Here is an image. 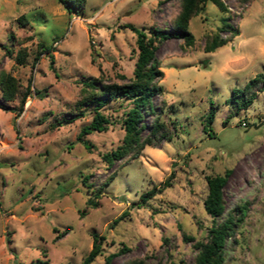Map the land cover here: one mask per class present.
Returning a JSON list of instances; mask_svg holds the SVG:
<instances>
[{
  "label": "rangeland",
  "instance_id": "rangeland-1",
  "mask_svg": "<svg viewBox=\"0 0 264 264\" xmlns=\"http://www.w3.org/2000/svg\"><path fill=\"white\" fill-rule=\"evenodd\" d=\"M223 1L227 12L207 1L190 18L193 45L182 48L176 37L158 44L163 76L157 81L164 102L155 95L153 105L156 110L163 105L168 138L146 145L138 157L109 163L102 153L121 142V116L130 103L117 98L101 108L111 122L86 134L88 147L76 138L93 114L87 106L84 115H76L82 81L89 76L127 81L137 53L129 25L148 34L153 25L169 28L179 0H86L83 16L69 13L57 0H0V70L15 75L22 87L31 83L19 114L0 107V264L37 258L80 264L93 231L104 239L90 264H106L110 252L115 254L108 264L139 256L148 264H192L193 239L183 233L205 237L212 222L203 207L205 176L226 167L225 210L244 202L245 216L237 242H227L224 264H264V86H252L255 97L245 108L227 99L234 87L264 72V0ZM21 14L27 23L18 22ZM223 15L239 33L204 50L206 35L222 24ZM38 42L52 45V66L48 52L34 59ZM20 47L28 53L23 64L14 58ZM169 96L177 99L169 103ZM211 102L215 115L205 131ZM9 103L18 105L17 99ZM171 169V185L142 201L140 194ZM111 173L115 176L103 185L99 204L87 205L83 176L90 174L98 186ZM58 232L63 234L56 238Z\"/></svg>",
  "mask_w": 264,
  "mask_h": 264
},
{
  "label": "trees",
  "instance_id": "trees-1",
  "mask_svg": "<svg viewBox=\"0 0 264 264\" xmlns=\"http://www.w3.org/2000/svg\"><path fill=\"white\" fill-rule=\"evenodd\" d=\"M66 10L78 16L84 15V4L86 0H57ZM207 1H212L218 8L227 12L228 6L223 0H179V10L174 16L169 28L157 26L150 27V34L144 29L130 24V28L136 33L137 53L132 69V75L127 81H110L101 76H89L83 79L80 87L78 113L82 116L87 106H92L93 114L89 122L83 124L77 134V139L83 141L88 147L92 143L86 137V134L92 130H103L110 123L109 116L101 108L109 101L117 98H126L129 100V106L123 111L121 116V125L123 136L121 142L110 151L102 153V157L111 163L114 159H120L127 156L129 159L138 157L144 147L148 144L156 145L162 139L168 138L169 125L161 118L163 105L158 110L153 105L155 95L162 96V86L158 84L157 79L163 76V70L157 63L156 51L158 44L166 38H181V47L186 48L194 44V34L189 28V20L192 16L201 12ZM248 1V0H243ZM222 24L212 33L207 34L204 42V50L211 51L225 44L239 33L237 26L228 22V15L221 17ZM20 24L27 23V17L21 14L18 17ZM126 26V24H125ZM221 31H227V35H221ZM29 37V36H28ZM39 48L34 59L37 60L42 52H48L50 64L54 61L52 45L38 42ZM10 55L13 51L11 48L6 49ZM27 50L20 47L15 53V60L23 64L27 57ZM262 82L264 86V72H258L249 79L244 87H234L232 93L227 98L237 108L247 107L255 97V92L251 91L254 84ZM0 107L16 110L17 114L23 109L27 97L31 94V83L22 87L19 79L11 72L0 70ZM17 99V104H10V101ZM164 102V97H161ZM215 115L214 105L211 102L210 108L203 119V129L209 131V125ZM148 116L150 120L145 121ZM230 169L226 167L222 173L207 174L205 176L207 183V193L203 199V207L211 216L212 222L207 227L205 237L194 239L190 235L183 233V238L193 239L192 246L195 249L192 264H224L227 257V242L233 245L237 242L236 230L241 221L244 219L242 207L244 202H238L232 205L227 211L224 202V186L227 181ZM174 170L171 169L166 177L158 184H154L149 189L140 194L142 201H146L154 194L161 192L167 186L171 185L174 177ZM115 176L111 173L108 178L96 186L90 180V174L84 175L83 183L87 186L89 195L86 203L89 206L99 204V194L102 192L103 185ZM85 214V209L80 211V216ZM63 232H58L56 238L60 237ZM92 246L84 255L80 264H90V262L101 252L102 241L104 236L96 231L92 233ZM115 252H110L105 256V263L108 264L110 258ZM44 255H46L44 253ZM29 264H48L47 258H37ZM121 264H148L145 256L132 257L124 260Z\"/></svg>",
  "mask_w": 264,
  "mask_h": 264
},
{
  "label": "clouds",
  "instance_id": "clouds-1",
  "mask_svg": "<svg viewBox=\"0 0 264 264\" xmlns=\"http://www.w3.org/2000/svg\"><path fill=\"white\" fill-rule=\"evenodd\" d=\"M174 99H177V97L169 96L168 97L169 103H171ZM13 239L15 240L16 237H13Z\"/></svg>",
  "mask_w": 264,
  "mask_h": 264
}]
</instances>
